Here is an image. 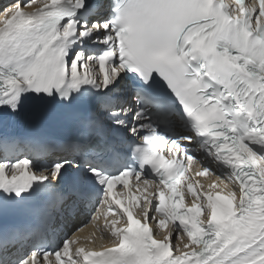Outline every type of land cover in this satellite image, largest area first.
<instances>
[{"label":"snow or ice","instance_id":"6c2138e0","mask_svg":"<svg viewBox=\"0 0 264 264\" xmlns=\"http://www.w3.org/2000/svg\"><path fill=\"white\" fill-rule=\"evenodd\" d=\"M0 264H264V0H6Z\"/></svg>","mask_w":264,"mask_h":264},{"label":"bare ground","instance_id":"6f19581e","mask_svg":"<svg viewBox=\"0 0 264 264\" xmlns=\"http://www.w3.org/2000/svg\"><path fill=\"white\" fill-rule=\"evenodd\" d=\"M6 3V0H0V6H2L3 4ZM197 167V166H195ZM214 179V177L211 178V180ZM211 180H209L208 182L211 183ZM202 184L205 186L206 184L204 182H202ZM222 186V185H221ZM81 215L80 217L82 218L81 221L77 220V217ZM85 226L84 228V232L81 234L82 236H86L88 235V233L92 230L91 225L88 223V218L86 216V214L84 213H79V214H74L72 216V218H70L66 225H62L65 229H68V226H70L71 230H75V228L81 227V226ZM68 229V230H70ZM98 235V234H97Z\"/></svg>","mask_w":264,"mask_h":264},{"label":"trees","instance_id":"16d2710c","mask_svg":"<svg viewBox=\"0 0 264 264\" xmlns=\"http://www.w3.org/2000/svg\"><path fill=\"white\" fill-rule=\"evenodd\" d=\"M78 220V219H77Z\"/></svg>","mask_w":264,"mask_h":264}]
</instances>
